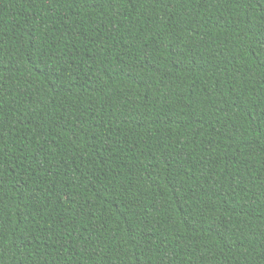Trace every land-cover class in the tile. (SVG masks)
Listing matches in <instances>:
<instances>
[{"label": "trees", "instance_id": "16d2710c", "mask_svg": "<svg viewBox=\"0 0 264 264\" xmlns=\"http://www.w3.org/2000/svg\"><path fill=\"white\" fill-rule=\"evenodd\" d=\"M0 264H264V0H0Z\"/></svg>", "mask_w": 264, "mask_h": 264}]
</instances>
